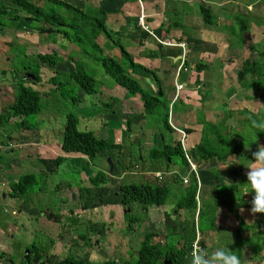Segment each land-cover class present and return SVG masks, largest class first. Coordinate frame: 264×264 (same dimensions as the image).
I'll use <instances>...</instances> for the list:
<instances>
[{
  "label": "rangeland",
  "instance_id": "rangeland-1",
  "mask_svg": "<svg viewBox=\"0 0 264 264\" xmlns=\"http://www.w3.org/2000/svg\"><path fill=\"white\" fill-rule=\"evenodd\" d=\"M99 1L102 0H63L64 3L66 2L82 10L83 15H81V19L77 18L76 15H73L71 11L69 12L61 7L53 6L55 13L67 17V22H74V26L77 25V27H79L72 30L71 37L74 38V34L77 33L78 36L85 41L83 42V44L76 43L74 41L69 43L60 37L57 40L58 43L54 44L52 41L57 38L56 35L54 34L49 36L47 32H42L47 31L50 28V25L45 22H41L39 24L40 29H35V31H33L32 33L24 32L23 30L24 33L20 34L19 37L21 41H24L26 43L22 45L14 43L13 41L6 44L3 40L0 41V49L3 50L1 57L6 56L10 59L8 67L10 66L11 68H16L19 72L22 71V66L27 67V71L36 72L40 76L39 83H37L35 86H32L30 84V87L40 93V103L42 108L38 114H33L26 117L25 121L28 126H36V130H38V132H51L41 133L40 135L44 136L43 139L52 138L50 137V134H52L53 132H57V130H55L54 128H63L66 114L71 112L77 115L78 105H84L88 108H91L90 102H92L94 105H98L97 107L100 108L99 104L97 103L98 96L104 90L107 91V94L110 95L113 99L117 98L119 100V102L117 101L119 104H114L112 102L113 105L111 101H105L104 103H111V106L103 105L102 109L107 110V108H111L112 110H114V114L111 113L108 118L111 121L113 119V122L118 124V130L122 127V125H125V121L123 120V118L125 117L122 114L125 115V111L127 109H129L130 116L133 117L142 113L143 108L139 100V96L131 95L127 92L126 89L115 84L114 81L105 73L101 64L98 62L97 58L100 57L101 50L103 52V55L113 57L114 59L118 60L122 66H128L129 64V60L121 55L119 48H115L114 46H112V42L107 39L105 33L101 32V34H99L95 39V43L100 47V50L95 49L92 45L93 41L89 24H92L93 20H95L96 18H103L101 14L97 12V10L100 9ZM221 1L222 0H106L104 4V11L106 12V18L104 20H106L105 23L107 30H109L110 33H113L112 35H114V39L121 40L122 45L124 46L125 50L132 56L133 60L134 58L138 59L139 54L141 55V57L148 54L156 55L154 61H151V59L154 57H151L150 61L152 64H159L161 68H163L159 72L158 70H156L155 73L156 77L161 82L160 89L164 94L162 100L167 104L168 110L170 108L169 113L173 115V119L171 118L173 120V124L175 126L181 127L183 126V122H185L184 124L186 126H190V122L185 120L187 117L191 119L190 117L194 113L197 118L200 119L201 116H204L205 112V119H207V121L205 120L206 122H203L202 124L199 123L200 126H202L200 134L202 131H204L203 134L209 136L212 134L208 132L210 130L209 126H211L209 125L210 122L218 124L221 121H225V123L228 125V128L224 131V133L234 134L241 131L244 127L243 120L245 116L241 114V111L246 110L254 114H258L264 111V97L262 92L253 91L251 95L254 96V99L245 100L244 90L236 81V73L240 68L242 59L246 57H249L250 60L257 58V52L250 51V47L257 46L260 50L263 48L264 0H239L241 2H246V4H243V7H241V11L239 8L237 9L238 14L234 15L235 17H233L232 19L231 13H228V17V15H226L225 13V8L220 7L222 6L220 5ZM137 2L139 3L138 5L140 11L142 9L140 3L142 4L143 8H147V6H152L154 4L155 7L158 6L159 10L164 11V13L162 11V14L159 15V18L162 16V21H164L165 26H168V28L170 29L168 38H173L175 35H177L178 37L180 36L188 41V43H186L188 46L185 45V47L187 46V54L185 55L187 64L185 68L187 69L186 72L190 74L186 75V72L181 73L183 77L179 79V82H185V84H183V89L179 92H176V88L174 85L175 77L173 80V73L175 72L176 75V64L174 65L171 61L167 62L165 59H162L159 51L156 48L158 47V43L156 42V40L151 35L147 36L148 34L146 32L140 30L141 28L139 29L138 26H135V19H133V17L127 18L126 16V13L133 12V8L137 6ZM248 3L252 4L250 10L246 6ZM37 4H39L40 7L50 6L45 2H37ZM2 6L8 9V14H18V11L14 10L15 8L12 9L13 6L8 1L0 0V7ZM233 7H237V5H234ZM203 8L206 9V13ZM20 15L25 16V13L20 12ZM221 16H223V20H221ZM7 21L8 17H6L4 20L0 19L2 29H10L9 27L11 26L7 25ZM222 21H229V23L225 24L222 23ZM126 22L129 25L128 27L132 29L131 34L135 36V40H132L131 36H128L127 31H123L121 29L124 25H126ZM157 22L158 18L153 17L150 22H146V25L148 24L147 26L151 29V31H153V33L161 40H164L165 35H160L159 32L156 31V29L158 28ZM169 24L171 25V27H169ZM172 25H176V29H174ZM82 26H84V28H82ZM202 29L225 32L228 35V41L225 42L227 47L230 49V52L227 53L225 51L222 55V59L227 62V64L225 65L226 67L224 66V72L219 67V60L214 59L216 58V55L211 52L212 50H215V47L218 49V46H216L215 43H213L214 45H205V43L203 42H200V44L196 42V46L193 47L194 44L191 42L192 45L190 46L189 41L199 40V38L202 37ZM14 31V28L11 27L10 34H14ZM30 31L32 30L30 29ZM7 33L9 32L7 31ZM15 33H17V31H15ZM145 36L147 39H144ZM217 37L219 36L217 35ZM140 38L142 40H139ZM37 41L44 43L41 45L40 43H37ZM138 41H141V43L147 42L152 44V46H147V49L144 50L147 51V53L141 54L140 52H138L139 49L142 50V48L146 47L145 45H140ZM228 43H230L229 46ZM62 44L66 45L65 48L61 46ZM140 46L142 47L140 48ZM160 46L163 48L165 47L162 45ZM165 49L173 48L165 47ZM207 50H210L209 52L213 54L207 53ZM232 50L235 51V53H233ZM55 51L62 55L64 58V61H60V63L57 65L58 70L56 69L59 72V82L64 83V88L61 91H55V94H53L51 92L52 89H54V85L48 82V80L53 76L51 74L52 69L42 62V64L39 63L40 60H38L37 54H50L52 52L55 53ZM67 57L71 58L73 62L68 61ZM77 62L83 65L87 74L96 80V89L98 95H91V100L89 101L85 100L86 98H90L86 97L87 94H85L83 90L76 88L73 82H68V75L75 69V64ZM164 63H167V65L164 66ZM190 63L194 65L197 63L204 64V68H202L201 71L194 72L195 69ZM231 63L234 64L231 65ZM163 70H169L170 72H163ZM130 76L134 77L147 93L153 91V86H157V81L152 76V74L144 75L143 72H138L136 70L135 74L134 72H130ZM190 79L193 82L192 84H194L195 81L199 80V87L197 85L196 90H199V88L201 87L200 90L195 92L194 94L193 92L187 91L189 89V86H193L190 83ZM15 83L19 84L18 80ZM223 84L225 88L222 91ZM10 86L16 88L14 87V85H12V83H10ZM61 94L66 95V99H64ZM176 95L177 98H175ZM187 95H189V100L194 99V102L196 100L195 103L197 104H199L200 98L210 105H206L205 107L201 106L202 110L194 112L196 111L195 107H198L199 105L194 106L193 104H187ZM13 96H15V92ZM13 96H8L7 100L14 99ZM72 98L79 99V102L81 103H73ZM172 98L174 100L172 101V104H170ZM256 101H258L260 104L256 103ZM135 103H139L140 105L138 104V106H135ZM191 107H193L194 109L191 110ZM160 109L163 110V108L159 106L158 110ZM187 110H191L192 112ZM229 112L232 113V116H228ZM160 115H164V113L159 112L152 115H146L141 118L138 117L137 123L135 121H132V129L134 131L135 127L138 130V135L140 136V138H136L135 136L136 141L133 142V138L129 137V139H126L125 136L123 137V142L118 143L120 146H122L119 150L120 153L116 152V150L108 151L107 154H109V156L101 157L97 155L92 159V163L96 166V168H98V171L93 170L95 172L93 175H95L100 170L103 171V169H105V173L106 169L109 170L107 159L110 158L113 153L118 154V157L120 159L119 162L120 164L122 162L123 168H128V166L131 165L130 168L131 170H133L132 173L127 172V169L123 174L121 165H118L117 162L115 163L111 159V161L113 162V176H110V174L108 173H106V175L108 183L112 184L114 188L117 187V184L119 185V187L132 183L140 184L141 182H145L147 179L154 185L155 181H157L154 178V174L153 176L150 173L147 174L146 179L145 171L143 174H139L136 171H142L141 166H144L146 167V169H148L151 165H154L157 167V171L159 170L160 172H164L165 177L163 176V179L166 178L164 184L167 185L170 190L169 195L166 199V203L163 206H148L145 209L144 216H140L135 213L137 216L135 217V221L133 220L131 223H129V221L120 220L119 216L121 214V211H123V205H121V200H119L121 208H114L113 210L114 220H111L110 222V224H113L112 227L111 225L106 224V222L105 224H102V222H104L102 218H104V216L105 219L107 218V215H103V213H101L102 209L95 213V207H93L92 205L100 206L99 203L93 204L91 198H87L86 193L85 196L84 194H82L84 189V185L82 184H84L86 181H82L80 173H77V171H75L76 166L74 167L73 161L64 159V162L60 163V166L58 167L57 177L55 174L46 177L43 173L45 172V169L43 167L39 166V168L37 169L32 166V169L28 168V162L23 155L24 153H27L29 148L18 147V129L15 125L17 124L16 122L20 120V118H11L6 125H0V144H2L4 148L0 155V161L4 163L6 161L13 162L16 160L21 164V166H23L19 169L20 175L34 174L36 176V183L32 187L33 193L31 194L35 195L36 197L37 204L35 206L38 209L37 211H39V213L41 211H49L50 214H53L55 218H57V221L55 219V222H53L48 218H40L39 215H34L33 218H28L29 223L27 222V217L23 222V224H26V227H28V230L23 231L24 227L22 226L14 228L13 226L16 224L17 216L12 215V210L13 208H15V205L17 206L18 201L14 200L15 198L9 197L6 198V200L2 203V199L0 198V264L26 263V261L24 262L22 259L25 257L22 251L24 248L32 249V245L34 246L33 249L39 251V254L43 252V254H47L48 257L45 256L39 263H35L34 261H32V263L26 264H43V262L44 264H56L60 260L64 259L65 256L69 255L83 259L85 264H111L112 261H115L116 264H123L124 260H122L120 257L129 258L130 256H132L134 254V250H137L136 248H140L141 243L149 234L157 233L159 235L158 237H152V241L155 243L157 241L164 243V240L166 239L165 237L167 235L169 236L168 240L172 241L173 237L177 235L169 234V229L164 226L166 219L165 215L167 213L173 214L171 216V227L176 226L175 228L178 229L179 224H181L182 220H184V217L181 218V215H185L184 213L186 212L184 210H180L179 213H181V215H179V217H176L174 215L175 211H177L176 204L184 196L185 190L184 187L176 186L172 181L173 178L171 177L177 176L181 178L183 177V175L188 174L189 169H187V167L185 168V166L182 165L179 158H176L173 164L170 165L169 172H167V166L162 159L154 160L150 156L149 150L152 148H158L159 144H161V134H163L164 143L166 144H172L174 140H178L180 136L175 132H169L163 127V125H161L162 117ZM87 123L88 122H83L79 119L77 128L81 131L93 130L91 129L93 128V125ZM110 124L114 126L113 123ZM119 124L122 125L119 126ZM39 127H45L44 129L47 130L41 131ZM93 131L96 132V130ZM141 132H143L142 135H140ZM31 133L32 132H28V135ZM145 133H148V135L144 136ZM10 134L11 137L14 138L16 144V147L11 154L5 151L7 150L6 147L8 144L5 142V136ZM32 134H36V132H33ZM149 135L151 136L150 138ZM145 138L149 139L146 140ZM184 143L186 145V151H189V136L186 141H184ZM247 151H249L248 147L245 149L244 153ZM140 157L143 158V162L139 160ZM22 158L23 161L21 160ZM250 159H252V157L248 158L245 156L239 159H228L226 168L224 170H221L222 172H220L221 178L219 179L216 178L214 174L211 175V172L213 173L217 170L216 168H219L217 162L210 163L208 164V166L203 168L204 176L206 177V179L203 180L205 181L204 187H200V197L205 201L206 205H211L210 212L215 209V207H213L215 206V204L210 199L211 195H215L213 194V190L216 192V194L223 196L224 193L227 192L223 185H232L239 182L241 176L246 175L247 169L245 167H248L250 165ZM35 163L37 165H41V163H38V161H36ZM11 178L12 182L16 181L13 175H11ZM60 180L69 181V184L71 185L70 188L74 187L80 189V202L78 201L79 195L76 198L77 202L74 203L75 201L73 202V199H75V196L69 195L68 191L61 190L58 194L53 191L51 185L53 184L54 186H56L57 183H59L58 181ZM219 181L220 183H217ZM157 182L159 183V181ZM216 184L219 185V187L216 186ZM88 185L90 184L87 181L85 186ZM240 191L243 190L236 189L234 191H229L228 194L225 195L224 200H227H225L224 203L227 204V209L235 206V204L231 203L228 198H233L234 200L238 199V197L242 196ZM80 204L86 205L87 209L85 210H88V212H82L83 217L76 218L77 214L79 213L76 211V209ZM128 206L129 205H127L126 207ZM244 206L247 207L245 204ZM135 207L140 209V211L137 210L138 212H141L142 206L137 205ZM249 207H251V205ZM249 207L246 209V212L243 215L248 222H250L249 217H253L250 215ZM72 208L75 213V215L73 216L74 219L76 218L77 221L80 219L84 220L85 217H87L88 219H85L82 222L75 221L74 223H72L71 215L68 212V209ZM227 209H225L226 212H229ZM104 210L106 211L105 213H109L108 209L104 208ZM125 210L129 213L128 208H125ZM91 211H93V213H91ZM94 213L95 216H93ZM144 220H148L149 224L145 223ZM146 225H148V229L145 231L144 226ZM237 225L238 224L230 225L229 227H223L222 229H224V231H222V229L220 228L218 230V234L217 231H214L216 232V235H214L213 231L207 230L206 233L209 232L211 234L209 242L212 244H217L218 241L221 242L222 239H232V235L234 234L233 231L236 229ZM10 226L14 228L12 232L7 231L8 227ZM97 229L99 231L98 234L96 232ZM206 233H204L203 235H205ZM13 235L14 238L12 239L11 237ZM81 236L83 237V241L79 240V246H71L69 244L71 238H74L77 241ZM202 236H200L201 240L204 237ZM17 239L21 243L20 247L11 248L10 242ZM204 240H206V237L204 238ZM226 240L223 241L228 242L229 246L232 247L233 242L231 240ZM210 246L212 247V245ZM251 249L253 248H250V246L248 245L242 248V262H244L245 264H255V256L253 252L254 250ZM8 254L11 255L9 256ZM117 254H120V257L117 256ZM207 254L211 255L212 253H209V251H207ZM3 255L4 260L1 261ZM6 255L10 257L9 261L7 260L8 257H6ZM31 257H33V255H31ZM261 264H264V260L261 262Z\"/></svg>",
  "mask_w": 264,
  "mask_h": 264
},
{
  "label": "trees",
  "instance_id": "trees-1",
  "mask_svg": "<svg viewBox=\"0 0 264 264\" xmlns=\"http://www.w3.org/2000/svg\"><path fill=\"white\" fill-rule=\"evenodd\" d=\"M12 4L14 10L18 11L16 13H9L6 7H0V19L4 20L8 17L7 25H10L14 28L15 31H26L33 32L35 29L39 30V24L45 22L50 25L49 30L42 31L47 32L48 35H56L54 44L57 43L58 38L64 39L66 42H76L81 43L85 42L81 37L75 33L74 38L71 37L72 30L79 28L74 26V22H67V17L61 16L54 11L53 6L61 7L67 11H71L73 15H76L77 18L81 19L83 12L81 9L76 8L68 3H64L63 0H7ZM37 2H45L50 6L40 7ZM106 0L99 1V8L97 12L101 14L103 18H96L93 20L92 24H89L90 31L92 34L93 47L97 50H100V47L95 43L96 37L102 33H105L107 39L111 41L112 46L119 48L121 55L129 60L128 66H122L120 62L114 59L111 56L103 55V52L100 50V57L97 58L98 62L101 64L105 73L114 81L115 84L127 90L131 95L139 96V100L142 105V114L143 115H152L155 113L163 112L161 125L168 131H172L171 125L169 123V110L167 104L162 100L164 97L163 92L161 91V82L156 77L154 71L145 69L144 67L136 64L133 61L132 56L125 50L120 39H114L113 33H110L106 27V12L104 11V4ZM125 2V1H124ZM205 13L206 9L203 8ZM16 12V11H15ZM20 12H24L25 16H21ZM206 21V20H205ZM2 27V26H1ZM0 27V28H1ZM11 27H9L11 29ZM84 28V26H82ZM30 29L32 31H30ZM42 30V29H41ZM79 30V29H78ZM81 33V32H80ZM72 38V39H70ZM50 41V40H49ZM158 47H161L158 45ZM250 51L257 52V58L250 60L246 58L242 61L239 70L236 73V81L240 87L244 90L245 100L254 99V96L251 95L253 91H261L264 97V45L260 50L257 46H251ZM102 55V56H101ZM38 60L46 64L50 68H55L57 64L64 60L63 56L58 52L50 54L38 55ZM68 61H72L71 58L67 57ZM73 62V61H72ZM129 67V68H128ZM134 68L147 70L148 73L156 79L157 91H152L147 93L138 83V81L130 76V72L134 71ZM204 68V64H196V71H201ZM27 69V68H26ZM54 75L48 80L49 83H52L57 91H61L64 88V83L59 82L58 71H54ZM36 82H39L40 76L34 73ZM68 82H73L76 88H79L85 92V94L93 95L97 94L96 89V80L90 77L85 67L78 62L75 64V69L71 71L68 75ZM15 97L13 102L7 106L2 114H0V125H6L11 118H20V121L15 125L17 129H26L33 130L36 129V126H28L26 124L25 118L38 114L41 110V95L38 91L26 87L22 82L15 85ZM64 99L66 95L61 94ZM73 103L78 104L79 99L72 98ZM114 102V101H113ZM112 103V102H111ZM111 103H105L104 106H111ZM113 105V103H112ZM159 106L163 110H158ZM158 110V111H157ZM241 114L245 116L244 118V127L241 131L234 134L228 133L225 134L224 131L228 128V125L225 121H221L218 124L211 123L208 124L210 130L209 135H204L201 132V138L199 142L190 150L186 151L185 145H182L180 141L181 135L178 140H174L172 144L163 143L158 148H152L149 150L150 156L154 159H162L167 167L173 164L176 158H179L182 165L189 169L188 174L190 173V165L187 159V156L191 162L197 165L199 168L202 164L217 162L218 164H226L228 159H239L241 157H252V152H255L260 145H264V133L258 132L257 130H252L255 132V135L249 132L250 127V118L261 120L264 119V111L258 114L250 113L246 110L241 111ZM232 116V113L229 112L228 116ZM206 122V121H202ZM125 130L127 137H129L132 132V121L131 117L128 118L125 123ZM78 126V116L74 113H68L65 116V123L63 126L62 140L60 144V149L64 154H79L89 158H95L97 154L107 151H115L120 153L122 146L119 144H111L106 139L97 137L92 131H81L77 128ZM186 134L190 133V129H184ZM235 136V137H234ZM230 138V139H229ZM120 147V148H119ZM248 147L249 151L245 152V149ZM189 152V153H187ZM65 157L58 156L55 158V163L60 164L63 162ZM116 163V162H115ZM120 162L118 161L117 164ZM154 166V165H153ZM129 166L128 168H130ZM122 171H125L127 168L121 166ZM151 169V172H156L157 167ZM159 171V170H158ZM164 173V172H162ZM214 176L217 177L218 172H213ZM212 174V175H213ZM190 181L188 185H183L182 181L177 176H172V181L178 187H184L185 194L181 200L176 204L177 213L180 215L179 211L184 210L186 213L183 215L181 224V232L177 236L173 237V240H168V235L165 237L164 243L157 241L156 243L152 241V237L159 235L149 234L146 239L141 243L140 248L130 256L128 259H125L123 264H165L170 262V264H191V246L196 239V224H195V215L198 208L197 205V196L199 195V214H198V229L199 232L204 231H217L223 227H219L216 224V212L217 209L220 212L223 208L224 201L227 200L225 195L229 191H234L236 189H241L240 197L238 199L228 200L231 203L241 204L244 201L248 203L251 200L250 189L243 184L246 183V175H242L239 182L232 185H223L226 189V193L223 196L216 194L213 190L211 195V201L215 204V209L211 211V205H206L205 201L200 197V189H198V184L196 176L194 173L189 175ZM166 180L161 182L155 181L153 185L150 181L141 182L140 184H127L120 186L121 192V205L123 208L127 205L131 206L132 204L141 205L144 209L148 206L156 205L163 206L166 203L167 196L169 195V188L164 184ZM36 183V176L34 174H25L21 175L16 183L11 187L9 192L10 197L12 198H21L28 194L33 193V185ZM105 183V174L101 171L97 172L93 177L89 179V184L92 188L85 189V193H88L87 198H91L92 203H99L100 205V187ZM219 187V185H216ZM227 198V196H226ZM205 199V198H204ZM227 205V204H226ZM97 208L98 205H92ZM214 207V206H213ZM81 210L87 209L86 205L80 206ZM130 208V207H129ZM233 208H228L229 212H233V217L237 220L238 226L233 231L232 242L234 248L232 249L237 256L242 260V248L244 246H250L254 250L255 264H261L264 260V215L257 214L259 216V227L252 229L251 225L244 223L237 213L232 211ZM70 215L74 214L73 210L68 211ZM168 213L165 215V222L168 220ZM131 223V222H129ZM131 227V226H130ZM224 230V229H223ZM92 231V230H91ZM98 234V229H97ZM170 233V231H169ZM61 237V236H60ZM172 237V236H171ZM81 236L77 241L74 238H71L69 244L71 246L80 245V241H83ZM98 242V239H97ZM29 248L30 260L34 262H39L42 258L47 256V254L40 253L36 249ZM207 253V247H205ZM29 263V262H28ZM109 263V262H107ZM56 264H85L84 260L81 258H76L74 256H65L64 259L60 260ZM111 264H116L115 261H112Z\"/></svg>",
  "mask_w": 264,
  "mask_h": 264
},
{
  "label": "crops",
  "instance_id": "crops-1",
  "mask_svg": "<svg viewBox=\"0 0 264 264\" xmlns=\"http://www.w3.org/2000/svg\"><path fill=\"white\" fill-rule=\"evenodd\" d=\"M7 1V0H6ZM252 3V2H251ZM11 4V3H10ZM139 3L137 2V6L135 7V8H133V12H131V13H126V16H127V18H130V17H133V19H135L134 20V25L135 26H138V24L136 23L137 22V20H138V18H139V16L141 15V14H143L144 15V17L146 18V22L148 23V22H150L151 21V19L153 18V17H157L158 18V22H157V29H156V31H158L159 32V34L160 35H165L164 36V40H162V41H175V42H182V43H184L185 45H187L186 43H188V41L186 40V39H183L182 37H178L177 35H175L173 38L172 37H170V38H168V35L170 34V29L168 28V26H165V23H164V21H162L163 20V17L161 16L160 18H159V15H161L162 14V11L163 10H159V8H158V6H154V4L152 5V6H147V8H143V6H142V4L140 3V5H141V11L139 10V5H138ZM243 4H246V2H241V1H239V0H222L221 2H220V5H222V6H220L221 8H225V10H226V15H228V13H231V19L233 18V17H235L234 15H237L238 14V8L240 9V11H241V7H243ZM12 5V4H11ZM39 5V4H38ZM234 5H237V7H233ZM251 5L252 4H250V3H248L246 6L248 7V9L250 10L251 9ZM40 6V5H39ZM229 6H231V7H229ZM165 10V9H164ZM168 10V9H167ZM163 13H164V11H163ZM223 16H221V20H223V18H222ZM228 17H229V15H228ZM148 18V19H147ZM128 20H130V19H128ZM224 20H225V18H224ZM222 23H229V21H222ZM167 24V23H166ZM148 25V24H147ZM129 25H128V23L126 22V25H124L123 26V28H121L123 31H127V33H128V36L130 37L131 36V38H132V40H135V36H133L131 33H132V29L131 28H129L128 27ZM229 26V25H228ZM227 26V27H228ZM128 27V28H127ZM139 27V26H138ZM160 27V28H159ZM169 27H171V25L169 24ZM172 27H174V29H176V25H172ZM139 29H140V27H139ZM164 30H165V32H164ZM164 32V33H163ZM167 35V36H166ZM185 35V34H184ZM217 35L219 36V37H217ZM116 36V35H115ZM147 36H149V35H147ZM156 36V35H155ZM201 36L202 37H200L199 38V40H194V41H189V43H190V46L192 45V43L194 44L193 45V47H195L196 45H195V43L196 42H198L199 44H200V42H203V43H205V45L207 44H209V45H214L213 43H215L216 44V46H218V49L215 47L214 49L215 50H212L211 52H213L215 55H216V58H214V59H217V60H219V62H220V65H219V67L223 70V72H224V66L227 64V62L226 61H224V59H222V55L224 54V52L226 51L227 53H229L230 52V49L227 47V45H226V42L225 41H228L227 40V38H228V35L225 33V32H219V31H214V30H205V29H202L201 30ZM118 37V36H117ZM156 37H158V36H156ZM159 38V37H158ZM144 39H147L146 38V36H145V38ZM160 39V38H159ZM173 39V40H172ZM139 40H142L141 38L139 39ZM21 41V40H20ZM121 41V40H120ZM223 41V42H222ZM21 42H24V41H21ZM139 43H140V45H142V46H146V47H144V48H142V50H140L139 49V51L138 52H140L141 54L142 53H147V51H144L145 49H147V46H152V44L151 43H147V42H145V43H141V41H138ZM192 42V43H191ZM37 43H40L41 45L44 43V42H40V41H37ZM58 43V42H57ZM56 43V44H57ZM46 45H47V42H46ZM230 45V43H228V46ZM62 47H64L65 48V46L66 45H61ZM142 46H140V48L142 47ZM188 46V45H187ZM186 46V47H187ZM67 48V47H66ZM157 48V50L159 51V53H160V55H161V58L162 59H165L167 62L168 61H171L174 65L176 64V66L178 65V63H179V57H181V49L180 48H173V49H165V47L163 48V47H156ZM228 48V49H227ZM218 50V51H217ZM208 52L207 53H209V54H213V53H211V52H209L210 50H207ZM216 51H217V53H216ZM233 51V50H232ZM233 53H235V51H233ZM38 54H40V53H38ZM41 55V54H40ZM155 54H148V55H143V57H141V55L139 54V58L138 59H135L134 58V62L136 63V64H138V65H140V66H142V67H144L145 69H147V70H150V71H154V73L156 72V70H158V72L159 71H161L163 68H161V66L158 64V65H155V64H152L151 63V61H154V59H155ZM231 56V55H230ZM141 57V58H140ZM151 57H154V58H152L151 59ZM232 57V56H231ZM230 57V58H231ZM237 57V56H236ZM226 58V57H225ZM247 58V57H246ZM246 58H244V59H246ZM150 59H151V61H150ZM244 59H242V61L244 60ZM64 61V60H63ZM66 61V60H65ZM228 61V60H227ZM242 61H241V63H242ZM60 63V62H59ZM58 63V64H59ZM241 63H240V66H241ZM57 64V65H58ZM187 64V63H186ZM193 67H194V72H197L196 71V64L194 65V64H192V63H190ZM199 64V63H198ZM228 64H229V62H228ZM234 63H231V65H233ZM155 65V66H154ZM164 66L165 65H167V63H164L163 64ZM191 65H189V66H191ZM43 67V66H42ZM57 67L58 66H56L55 68H51L52 69V75H54L55 73H54V71H56V69H57ZM163 67V66H162ZM226 67V66H225ZM60 68V67H59ZM44 69V68H43ZM65 69V68H64ZM175 69H176V67H175ZM58 70V69H57ZM61 70V69H60ZM59 70V71H60ZM147 70L146 71H144V70H142V69H137V71L138 72H143V74L144 75H147V74H150V73H148L147 72ZM135 71H136V69L134 68V74H135ZM163 72H167V73H169L170 71L169 70H163ZM4 73L3 72H0V84L2 83V85L0 86V89H4V88H6V91L7 92H9L5 97H1L0 96V108H2V109H4L5 110V108L7 107V106H9L12 102H13V99H9V100H7V97L8 96H13L14 95V89L15 88H13V87H11L10 86V83H12V85H14V87H15V85H16V83H15V80L13 79V78H11V76L9 75V74H5V75H3ZM156 74V73H155ZM186 75H189L190 73H188V72H186L185 73ZM151 75V74H150ZM226 76V75H225ZM174 77H175V81H176V79H177V83H180L179 82V79L181 78V77H183L182 76V74H180V76L178 77V78H176V75H175V72L173 73V80H174ZM148 79V78H147ZM175 81H174V85H175ZM39 83V82H38ZM190 83L192 84L193 82L191 81V79H190ZM189 83V84H190ZM182 84H185V82H182ZM36 84H32V86H35ZM193 86H189V89L187 90L188 92H193V94L195 93V92H197V91H199L200 90V88H199V90H196V86L198 85V87H199V80H197V81H195V83L194 84H192ZM26 87H30V85H25ZM202 86V85H201ZM31 88V87H30ZM153 88V92L154 91H157V86L155 87V86H153L152 87ZM222 91L224 90V84H223V86H222ZM55 91H57L56 89H55V87H54V89H52V92L51 93H53V94H55ZM198 94V93H197ZM95 95H98V94H95ZM226 96V95H225ZM15 96H13V98H14ZM86 97H91V95H88L87 94V96ZM187 98H186V100L188 101V103L187 104H193L194 106L195 105H199L198 107H195V109H196V111H194V112H198V110H202L201 109V106H206V105H210V104H208V103H206V101L204 102L203 100H201L200 98H199V104H197V103H195L196 102V100H195V102H194V99H192V100H189L190 98H189V95H187L186 96ZM227 97V96H226ZM85 100H87V101H89V100H91V98L90 99H88V98H86ZM174 99L172 98L171 99V102H170V104H172V101H173ZM82 101V100H81ZM105 101H111V102H113L114 104H119L118 102H119V100L117 99V98H115V99H113L110 95H108L107 94V91H103L101 94H99V96H98V104H99V106H100V108H98L96 105H94L92 102H90V104H91V108H88V107H86V106H79L78 105V107H77V109H78V114H77V116H78V120L80 119L81 121H83V122H88L87 124H92L93 125V128H91V129H93V130H96V132L95 131H93V130H90V131H92L97 137H101V138H104V139H106L109 143H111V144H118V143H121V142H123V137H125L126 136V139H129V137H131V138H133V142H135L136 141V139H135V136H136V138H140V136L138 135V130L134 127V131H133V129H132V132L130 133V135H129V137H127V134H126V130H125V126L124 125H122V124H119V126L120 125H122V127L121 128H119V130L117 129V126H118V124L117 123H115V122H113V119H112V121L111 120H109V118H108V116H110L111 115V113L112 114H114V110H112L111 108H107V110H102L103 109V104H105L104 102ZM118 101V102H117ZM81 102H79V104H80ZM138 104L139 103H135V106H138ZM140 105V104H139ZM192 109H194L193 107H191V110ZM191 110H187V111H190V112H192ZM169 111H170V108H169ZM104 114H103V113ZM125 115L124 114H122L125 118H123V120L124 121H126L128 118H130L131 117V121H135L136 123L138 122V117L139 118H141V117H144L145 115H143L142 113L141 114H138V115H140V116H130V112H129V109H127L126 111H125ZM170 114V125H171V128H172V131H169V132H175V133H177V134H179L178 133V130H180V131H183L184 132V129H190V133H188V134H186V132H184L185 133V141H186V139L188 138V136H189V144H190V147L189 148H192V147H194L198 142H199V139L201 138V134H200V131L202 130V126H200V124H202V121H207V119H205V112H204V116H201L200 117V119H198L197 118V116L193 113L192 114V116L190 117L191 119H189L187 116V118L185 119V120H187V121H189L190 122V126H186L184 123L185 122H183V126H181V127H178V126H175L174 124H173V115L171 114V113H169ZM200 116V115H199ZM114 117V116H113ZM172 118V119H171ZM141 120V119H140ZM144 120V119H143ZM20 121V120H19ZM18 121V122H19ZM17 122V123H18ZM110 123H113L114 124V126H112ZM133 123V122H132ZM200 123V124H199ZM142 125V124H141ZM78 127V126H77ZM40 128V127H39ZM45 127H42V128H40L41 129V131L42 130H47V129H44ZM131 128H132V126H131ZM53 129V128H52ZM55 130H57V132L56 133H52V134H50V137H52V138H46V139H43V137L44 136H42V135H40L41 133H51V132H38V130H36V129H33V130H26V129H19L18 131H17V133H18V141H19V144H18V147H20V148H23V147H28L29 149H28V151H27V153H24V155L23 156H25V159L27 160V162H28V168H31L32 169V166L33 167H35V168H39V166H41V167H43L44 169H45V172H43L45 175L44 176H46V177H48V176H50V175H56V177H57V170H58V167L60 166V164H57V163H55V158H57L58 156H60V157H65L64 159L65 160H71V161H73V163H74V167L76 166V170L75 171H77V173H80V175H81V177H82V181H88L89 182V179L91 178V177H93L94 175V171L93 170H96V171H98V168H96V166L92 163V159L93 158H89V157H86V156H83V155H79V154H64V153H62V151H61V149H60V144H61V140H62V133H63V128L62 129H60L59 127L58 128H54ZM140 130H141V128H140ZM28 132H36V134H29L28 135ZM143 134V132H141V134L140 135H142ZM160 134H161V132H160ZM53 135V136H52ZM148 135V133H145L144 134V136H147ZM151 136L149 135V138H150ZM157 137V136H156ZM121 138H122V140H121ZM149 138H145L146 140L147 139H149ZM5 139H6V143H8V142H10V143H12L14 146L12 147V148H8L7 150H5V151H7L9 154H11L12 153V151L14 150V148L16 147V144H15V141H14V138L13 137H11V134L10 135H6L5 136ZM21 139H22V141H21ZM160 140H161V144H159V146L158 147H160L163 143H164V137H163V134H161L160 135ZM22 143H21V142ZM185 147H186V145H185ZM108 152V151H107ZM107 152H101V153H99V154H97L98 156H101V157H107V156H109V154H107ZM110 159H112V161L113 162H118L120 159H119V157H118V154L116 153H113V155L110 157ZM22 161H23V158L21 159ZM141 162H143L144 160H143V158L142 157H140V159H139ZM31 161V162H30ZM36 161H38V163H41V165H37L35 162ZM63 162H64V160H63ZM62 162V163H63ZM10 163V164H9ZM8 164H9V167H8ZM208 164H210V163H205V164H202L200 167H199V171H198V168H197V180H198V185L201 187V186H203L204 187V183H205V181H203V180H205L206 179V177L204 176V169L203 168H205L206 166H208ZM118 165H121L122 167H123V165H122V162H121V164L119 163ZM8 168H7V167ZM129 166H131V165H129ZM128 166V167H129ZM195 167H197V165H194ZM0 167H1V172H0V198L2 199V203L6 200V198H9L10 197V195H9V192L12 190L11 189V187H12V185L14 184V183H16L17 181H18V179L20 178V173H19V169H20V167L22 168L23 166H21V164L18 162V161H13V162H8V161H6V162H4V163H2L1 161H0ZM152 169L154 168V166L153 165H151L150 166ZM150 167L148 168V169H146V167H144V166H141V169H142V171H138V170H136L139 174H143L144 173V171H145V177H146V179H147V174H152V176H153V174H156V173H160L161 174V176H164V173H162V172H160V171H156V172H151V169H150ZM156 167V166H155ZM218 167L219 168H216L217 170L216 171H214V173L215 172H218V176L216 177V178H221V175H220V172H222L221 170H224L225 168H226V164H223V165H221V164H218ZM5 168V169H4ZM108 169H109V167H108ZM128 169V170H127ZM126 170H127V172H130V173H132V171L133 170H131V168H127ZM145 169V170H144ZM113 170V169H112ZM125 170V171H126ZM169 170H170V168L169 167H167V172H169ZM101 172H103V173H105V169H103V171L102 170H100ZM125 171H123V174L125 173ZM146 172H148V173H146ZM106 173H108V174H110V176H113V172H109V170H107L106 169ZM106 173H105V178H106V186H105V184H103L101 187H100V206L99 207H97V208H95V213L97 212V211H99L100 209H102V212L101 213H103V215H107V218L105 219V216H104V218H102L101 216V218L104 220V222H102V224H105V222H106V224H109V225H111V227L113 226V224L111 223L110 224V222H111V220H114V216H113V210H114V208L115 209H120L121 207H120V204H119V200H121V192H120V187H119V185L117 184V187H113V185L112 184H109L108 183V181H107V175H106ZM213 173L211 172V175H212ZM11 175H13L14 177H15V179H16V181L15 182H12V178H11ZM122 176V175H121ZM165 177V176H164ZM222 177H223V174H222ZM118 178V177H117ZM116 178V179H117ZM120 178V177H119ZM163 180H166V178L165 179H163V178H161V181H163ZM145 181V180H144ZM146 181H149L148 179L146 180ZM59 183H57V185L56 186H54L53 184L51 185V187H52V189H53V191L56 193V194H58L61 190H66V191H68V193H69V195H74L75 196V199H73V202L74 203H76L77 202V200H76V198H77V196L79 195V198H78V201L80 202L81 201V197H80V189H77V188H74V187H72V188H70L71 187V185L69 184V181H65V180H60V181H58ZM86 182L84 183V184H82V185H84V189H83V192H82V190H81V192H82V194H84V191H85V189H91L92 188V186H91V184L90 185H88V186H85L86 185ZM217 183H220V181L219 182H217ZM217 185V184H216ZM70 188V189H69ZM69 189V190H68ZM115 191V192H114ZM87 194V196H88V193H86ZM73 196V197H74ZM14 200H17L18 201V203H17V206L15 205V208H13V210H12V215H15V216H17L16 217V224L13 226L14 228H16V227H24L23 228V231H25V230H28V227H26V224H23V222H24V220L26 219V217H27V222L29 221L28 220V218H33L34 217V215H39L40 216V218H48L49 220H52L53 222H55V219H56V221H57V218H55V216L53 215V214H50V212L49 211H41L40 213H39V211H37L38 209L36 208V204H37V200H36V197H35V195H33V194H31V195H26V196H23V197H21V198H16V199H14ZM33 201V202H32ZM114 201H115V203H114ZM65 204V203H64ZM119 204V205H118ZM244 204L247 206V207H245L244 206ZM23 205H24V207H23ZM138 204H132L131 206H128V209H129V213L125 210V208H123V211H121V214H120V216H119V218H120V220H123V221H129V222H132L133 220L135 221V217L137 216L135 213H137L138 215H140V216H144V213H145V209L142 207V209H141V212H138L137 210H139L140 211V209L139 208H137V207H135V206H137ZM197 205H198V208H197V211H196V215H195V224H196V231H197V234H198V237H199V239L201 238L200 236H202L204 233H206V231H204V232H199V229H198V214H199V199L197 200ZM80 206H81V204L77 207V209H76V211L77 212H79L78 214H77V217L76 218H82L83 217V213L82 212H85L86 210H81V208H80ZM138 206H141V205H138ZM250 206V203H248L247 201H244V202H242L241 204H239L238 206H237V204H235V206L234 207H232L233 208V210L232 211H234V213L237 211V213L239 214V216L241 217V219H242V221L244 222V223H246L247 225H251V228L252 229H255V228H257V227H259V216H255V217H249L250 218V222H248L247 220H246V218H245V216H243L244 215V213L246 212V209L248 208ZM130 207V208H129ZM215 207V206H214ZM99 208V209H98ZM104 208H106V209H108V211H109V213H105L106 211L104 210ZM224 208L225 209H227L226 208V203H224ZM224 208H221V210H220V212L218 211V209H217V212H216V224H217V226H219V227H229L230 225H235V224H238L237 223V220L235 219V217H233V212H226V210L224 209ZM241 208H243L244 209V211H243V213H241L240 212V209ZM250 208V207H249ZM144 209V210H143ZM69 210H73V208L72 209H68V211ZM228 210V209H227ZM126 211V212H125ZM143 211V212H142ZM86 212H88V210L86 211ZM91 213H93V211H91ZM95 213L93 214V216H95ZM123 213H124V215H123ZM140 213V214H139ZM27 215V216H26ZM75 215V213L73 214V215H71V218H72V223H74L75 221L76 222H82V221H84L85 219H88L87 217H85L84 218V220L83 219H80V220H78L77 221V219L75 218H73V216ZM82 215V216H81ZM173 214H169L168 213V220H167V222H165L164 223V226H166L168 229H169V231H170V233L169 234H172V235H178V234H180V232H181V224H179V222H178V224H179V228L178 229H176L175 227L176 226H172L171 227V216H172ZM174 215L176 216V217H179V214L177 213V211H175V213H174ZM180 215H181V213H180ZM90 216V215H89ZM91 217V216H90ZM181 218H183V215H181ZM144 222L145 223H148L149 224V221L148 220H144ZM29 223V222H28ZM136 223V222H135ZM134 223V224H135ZM177 224V225H178ZM25 225V226H24ZM256 225H257V227H256ZM238 226V225H237ZM236 226V227H237ZM116 227V226H115ZM145 228H144V230L146 231L147 229H148V225H146V226H144ZM14 228H12V226H10V227H8V232H12L13 231V229ZM117 228V227H116ZM22 229V228H21ZM132 231V230H131ZM215 231V230H214ZM213 231V232H214ZM222 231H224L223 229H222ZM20 232V231H19ZM104 233V232H103ZM210 233L208 232V233H206L205 235H203L202 237H203V239L201 240L200 239V241L202 242V243H204V245H205V247H207L208 248V251H209V253H213V252H215L216 251V249H218V248H221V247H224V248H230L231 250L234 248V245L231 247V246H229V243L228 242H225V241H223V240H226V239H222V241L220 242V241H218V243L216 244V243H210L209 242V240H210ZM214 235H216V232H214ZM212 236H213V234H212ZM206 237V240H204V238ZM215 237H217V236H215ZM12 239L14 238V235L11 237ZM228 240H231L232 241V239H228ZM228 240H226V241H228ZM132 242V241H131ZM11 244V248H15V247H20V245H21V243H20V241L17 239V240H15V241H11L10 242ZM210 245H212V247L210 246ZM11 248H10V252H11ZM251 248V247H250ZM137 250H138V248H136ZM137 250H134V254H135V251H137ZM251 250H253V249H251ZM9 252V253H10ZM254 252V251H253ZM9 255V254H8ZM6 255V257H8V259L10 258L9 256L11 255ZM117 256H119L120 257V254L118 255L117 254ZM122 260H125V259H128V258H124V257H120ZM6 259V258H5ZM4 260V255L2 256V259H1V261H3ZM3 263V262H2ZM245 264V263H244Z\"/></svg>",
  "mask_w": 264,
  "mask_h": 264
},
{
  "label": "clouds",
  "instance_id": "clouds-1",
  "mask_svg": "<svg viewBox=\"0 0 264 264\" xmlns=\"http://www.w3.org/2000/svg\"><path fill=\"white\" fill-rule=\"evenodd\" d=\"M137 22H138V20H137ZM145 23H146V21H145ZM140 30H142V29H140ZM169 42H171V41H169ZM172 43H180V42H172ZM158 45H161V44L158 43ZM172 48H178V47H172ZM186 51H187V49H186ZM179 61H180V58H179ZM186 63L187 62L185 59V66H186ZM177 67H178V65H177ZM175 98H177V96H175ZM256 103L260 104L258 101H256ZM169 123H170V114H169ZM252 130H257L258 132L264 133V119L256 120V119L250 118L249 132L252 133L253 135H255V132H253ZM178 133H179V131H178ZM184 141H183L182 145H185ZM250 161H251L250 165L248 167H245L247 169V171H246V183H244L243 185L250 189V194L252 197L250 202H249L251 205L250 215L255 217L257 214L264 215V145H260V147L257 148L255 152H252V159H250ZM193 165H195V164L193 163ZM196 171H197V167H195L194 172L192 170H190V173L183 175V177H188V179H189V175L191 173H194L196 176V180H197V172ZM157 175H159L161 178H163V176H161L160 173L154 174V178L157 181L161 182V179H158ZM183 177L180 178L181 181H182ZM197 184H198V180H197ZM198 189H200L199 185H198ZM196 199L197 200L199 199V195L197 196ZM243 211H244V209L241 208L240 212L243 213ZM196 239L199 240V244H200L201 241L198 237L197 232H196ZM199 244L194 242V247L192 250V257L190 256L191 257V264H244V262H242L240 257L237 256L235 254V252L233 250H231L230 248L221 247V248L216 249V251L213 252L211 255H208L206 253V251H204L200 247ZM191 249H192V246H191Z\"/></svg>",
  "mask_w": 264,
  "mask_h": 264
},
{
  "label": "flooded vegetation",
  "instance_id": "flooded-vegetation-1",
  "mask_svg": "<svg viewBox=\"0 0 264 264\" xmlns=\"http://www.w3.org/2000/svg\"><path fill=\"white\" fill-rule=\"evenodd\" d=\"M0 27H1V24H0ZM7 31L9 33H7ZM24 32H26V31H24ZM24 32L23 31H17V33H15V31H14V34H10V29H7V28L2 29V27H1L0 28V41L3 40L5 44L6 43H10L11 41H13L14 43H18V44L22 45V44H24L26 42H21L19 35L24 33ZM29 33H32V32H29ZM2 51L3 50L0 49V72H3L4 73L3 75L9 74L11 76V78H13L15 80V82H17V80H18V83L22 82L23 85H27V84H29V85L31 84L32 85V84H37L38 83V82H36V78L34 76V73H36V72L27 71V69H26L27 67H23L22 66V68H21L22 71L21 72L17 71L16 68H11L10 66L8 67L10 59L7 58L6 56L1 57L2 56ZM37 55H39V54H37ZM39 63H41V62L39 61ZM28 74H32L34 76V78L28 77L27 76ZM1 85H2V83L0 84V86ZM8 93L9 92L6 91V88L0 89V96L1 97H5ZM3 112H4V109L0 108V114H2ZM24 250L25 251L28 250V254L27 255H25V251ZM22 253L25 255V257L27 256V258H25V257L22 258L23 261L24 262L26 261V263H28V262L32 263V260L29 259L30 256H31V255H29V248H24ZM46 257H48V255ZM7 260L9 261L8 258H7ZM40 261H42V260H40ZM39 262H35V263H39ZM26 263H23V264H26ZM43 264H44V262H43Z\"/></svg>",
  "mask_w": 264,
  "mask_h": 264
},
{
  "label": "built area",
  "instance_id": "built-area-1",
  "mask_svg": "<svg viewBox=\"0 0 264 264\" xmlns=\"http://www.w3.org/2000/svg\"><path fill=\"white\" fill-rule=\"evenodd\" d=\"M137 23H138L139 27L144 32H146L147 34H149L152 37H154V39L159 44H161L162 46H165V47H178V48H180L182 50L181 57H179L180 58V61H179L178 67L176 69V78H178L182 72H186L187 71V69L185 68L186 67L185 66V55L187 54V52H186V47H185V44L184 43H181V42L180 43H172V42H169V41H162V40H160L158 37L155 36V34L151 31V29L146 25V23H145V17H144L143 14H141L139 16ZM177 82L178 81L176 79V81H175V88H176V92H179V91H181L183 89V84L182 83H177ZM178 131H179V133L181 135L180 141L183 143V141L185 139V133L183 131H180V130H178ZM13 146L14 145L12 143L8 142L6 148L7 149L8 148H12ZM3 149H4L3 148V145L0 144V155H1ZM187 159L189 161L190 170H192L194 172L195 171V166L193 165V163L191 162V160L189 159L188 156H187ZM157 176H158V179H161V177L159 175H157ZM188 182H189L188 177H183L182 183L184 185H186V184H188ZM194 242L199 244V240L198 239H196ZM194 242L192 244V249H191V252H190V256L191 257H192V250H193V247H194Z\"/></svg>",
  "mask_w": 264,
  "mask_h": 264
},
{
  "label": "water",
  "instance_id": "water-1",
  "mask_svg": "<svg viewBox=\"0 0 264 264\" xmlns=\"http://www.w3.org/2000/svg\"><path fill=\"white\" fill-rule=\"evenodd\" d=\"M27 76L34 78V76L32 74H28ZM107 163H108V167H109V172H112L113 162L111 161L110 158L107 159ZM200 247L205 251V245H204V243L201 242L200 243ZM27 254H28V250L25 251V255H27ZM25 258H27V256ZM165 264H170V262H166Z\"/></svg>",
  "mask_w": 264,
  "mask_h": 264
}]
</instances>
